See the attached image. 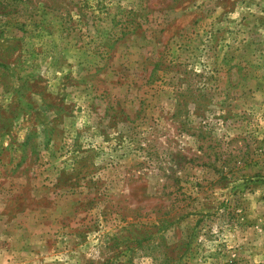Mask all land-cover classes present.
Listing matches in <instances>:
<instances>
[{"label": "rangeland", "instance_id": "1", "mask_svg": "<svg viewBox=\"0 0 264 264\" xmlns=\"http://www.w3.org/2000/svg\"><path fill=\"white\" fill-rule=\"evenodd\" d=\"M0 264H264V0H0Z\"/></svg>", "mask_w": 264, "mask_h": 264}]
</instances>
